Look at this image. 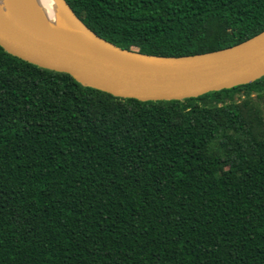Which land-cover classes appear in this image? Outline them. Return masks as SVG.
<instances>
[{
	"label": "trees",
	"instance_id": "trees-1",
	"mask_svg": "<svg viewBox=\"0 0 264 264\" xmlns=\"http://www.w3.org/2000/svg\"><path fill=\"white\" fill-rule=\"evenodd\" d=\"M65 2L149 55L264 31V0ZM0 264H264V77L141 102L0 46Z\"/></svg>",
	"mask_w": 264,
	"mask_h": 264
},
{
	"label": "water",
	"instance_id": "water-1",
	"mask_svg": "<svg viewBox=\"0 0 264 264\" xmlns=\"http://www.w3.org/2000/svg\"><path fill=\"white\" fill-rule=\"evenodd\" d=\"M77 35L28 12L27 0H7L0 9V46L40 68L71 75L79 84L122 99L183 101L251 84L264 77V31L235 46L188 56L130 51L100 38L65 0H54Z\"/></svg>",
	"mask_w": 264,
	"mask_h": 264
},
{
	"label": "bare ground",
	"instance_id": "bare-ground-1",
	"mask_svg": "<svg viewBox=\"0 0 264 264\" xmlns=\"http://www.w3.org/2000/svg\"><path fill=\"white\" fill-rule=\"evenodd\" d=\"M7 0H0V9L3 10ZM28 12L38 20L48 25H55V19L62 16L63 20L57 27L70 35H77L72 20L59 8L54 0H27Z\"/></svg>",
	"mask_w": 264,
	"mask_h": 264
}]
</instances>
